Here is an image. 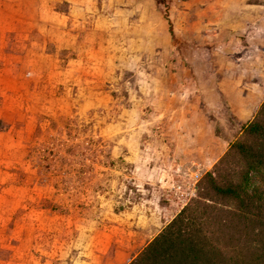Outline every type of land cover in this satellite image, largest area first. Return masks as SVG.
<instances>
[{"label":"rangeland","instance_id":"obj_1","mask_svg":"<svg viewBox=\"0 0 264 264\" xmlns=\"http://www.w3.org/2000/svg\"><path fill=\"white\" fill-rule=\"evenodd\" d=\"M247 47L264 0H0V264H127L251 119Z\"/></svg>","mask_w":264,"mask_h":264},{"label":"trees","instance_id":"obj_2","mask_svg":"<svg viewBox=\"0 0 264 264\" xmlns=\"http://www.w3.org/2000/svg\"><path fill=\"white\" fill-rule=\"evenodd\" d=\"M127 264H264V100L195 197Z\"/></svg>","mask_w":264,"mask_h":264},{"label":"crops","instance_id":"obj_3","mask_svg":"<svg viewBox=\"0 0 264 264\" xmlns=\"http://www.w3.org/2000/svg\"><path fill=\"white\" fill-rule=\"evenodd\" d=\"M250 13L247 18L248 22L246 21L244 24L239 25V29H243L247 26H263L262 22H256V15ZM249 35H251V33L247 36ZM233 40L237 42V40L240 41V38L234 36ZM249 48L250 47H247V49H241L242 54L239 53L240 61L235 60L232 62L233 65L236 66V69L228 71V75L234 74L233 80L236 82V84H239V86L234 89L228 86L227 89L230 88L232 94L227 91L228 93L226 95L232 107L235 108V114L239 122H245L249 120L257 107L264 100V58L257 60L256 57H251L249 55ZM253 76H259L258 80L253 81L251 79ZM244 77H247V79L244 80ZM249 77L250 80L248 79ZM211 149L212 154H214L215 150H217L216 148Z\"/></svg>","mask_w":264,"mask_h":264},{"label":"built area","instance_id":"obj_4","mask_svg":"<svg viewBox=\"0 0 264 264\" xmlns=\"http://www.w3.org/2000/svg\"><path fill=\"white\" fill-rule=\"evenodd\" d=\"M193 177L195 178L194 182L187 184V187H185V189H183L184 187L182 185H178L177 186V190H179V193H180L181 196L183 194H185L186 196H188V195H190V196L191 195H194V193H195V183L197 181L198 175L197 174H194ZM187 191H189V192L187 193Z\"/></svg>","mask_w":264,"mask_h":264}]
</instances>
